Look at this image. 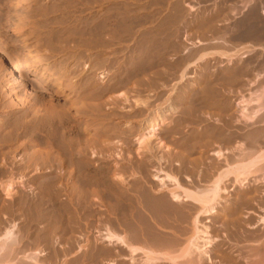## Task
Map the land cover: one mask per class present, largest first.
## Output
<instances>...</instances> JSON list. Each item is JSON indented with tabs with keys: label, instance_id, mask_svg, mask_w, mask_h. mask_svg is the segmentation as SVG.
Listing matches in <instances>:
<instances>
[{
	"label": "rangeland",
	"instance_id": "1",
	"mask_svg": "<svg viewBox=\"0 0 264 264\" xmlns=\"http://www.w3.org/2000/svg\"><path fill=\"white\" fill-rule=\"evenodd\" d=\"M36 1L37 0H0V83L2 82L0 84V96H2V98L0 97V102H1L0 128L2 127L0 131V154H1L0 163L2 162L1 164L2 166L0 165L2 167L0 168V225H1L0 234L5 229H8V227L10 228V226H14L13 227L14 233H17L19 238H21L22 240L20 242V247H21L20 249L22 250L25 249L24 250L25 253L37 252L43 255L38 257L39 264H80V262H82L83 260H86L85 262L87 261L91 262L92 260L91 262L92 264H112V263L130 264L128 252L123 250L121 247L110 248L112 249V251H115V253L111 255V258L109 257L106 259H102L101 257H99L98 253L100 251H104L108 249L109 247L107 246L106 243L101 242L99 239H97L98 237L96 236H98L99 232H103L104 230H106V228L113 230L119 235H122L126 233L125 231L127 230L131 231L132 226L136 227L139 225V223H136L137 221L139 222V217L135 211H133L130 214V216L127 213L129 217L127 216L125 218L124 216L121 215V213L118 212V207L116 206V203L118 201V196H115L114 194L119 195L118 193L120 192V189L123 188V186H121L122 184L120 183L119 185V183L117 182L118 175H121L126 180H129L127 183V187L135 192L133 193L135 194V198L137 199V197H139V195L144 192V187L148 186L147 183H146L147 185H145L144 183L145 173L147 175L154 174L150 172H151V168H154L156 164L154 162L148 163L147 159H149L150 156L148 155L145 157L143 154L140 155L136 153V148H137L136 138L138 137L137 135L140 132L143 124L142 119L145 117V115L149 113V110L156 107V104L157 106H160L159 104L164 101V99L167 97L168 94L170 96L172 92L174 94L175 91L177 92L184 90L185 87H189L192 83L194 84V82H196L197 79L199 80L201 76H203V74L206 73L204 76H206L207 78L210 77L209 82L210 83L212 82L211 85L214 88L213 89L214 92L217 93L223 92L222 96L225 98L224 104L225 106L227 105V108L229 109L225 113V114H229V118H227V120H229L228 122L233 123L234 120L236 119L240 120L241 117L239 114V109L236 106V104L239 101H241V99L242 100L247 99L250 93L257 90L258 89L257 87H260L261 85L264 84V80H263L264 74H259L262 71L264 72V17L262 16L257 17L258 13L260 12V9L263 7L262 5L264 4V0H253L255 5L249 6V4H247L246 7L244 6L246 0H58V1L38 0L37 2ZM260 3L261 5H259ZM259 6L262 7L259 8ZM253 13L255 14V16L253 15ZM237 23L239 26L237 25ZM241 23L245 26L252 27L250 29H254L253 31L256 30L258 33L257 36H251V38L246 37L248 40L246 38H242L240 33H238L239 28L240 29L243 28V25ZM256 23H258L259 25L258 24L256 25ZM257 26L259 27V29ZM230 27L232 28L237 27L236 28L237 31L235 29L231 31ZM228 31L230 33H228ZM223 32L225 34L227 32V34L230 35L228 36L226 34L224 36ZM223 38L225 39L224 42H226V44H223L224 43L222 41ZM77 41H78V45H77ZM195 43L197 44L194 46ZM57 46L59 47L62 46L63 48L58 47L57 49ZM71 46L73 47L71 48ZM191 47L193 48V50L195 49V51H196L195 47H197V51L199 53H201L203 50V53L207 52L208 55L210 56L214 55L215 57L213 58L211 57L210 60L207 59L206 60L207 62H205L206 65H204V62L203 63L201 62V64L200 63L195 64L194 65L195 68L191 67L190 71L188 70L189 72L188 75L190 77L193 76L192 79H188L185 82L186 85L178 84V86L181 87L179 88L178 86L176 87L177 85L176 81L178 79L177 73H179L178 72L179 68L178 67L174 68L173 66L177 64L178 61L184 60L183 58L186 57L187 51L188 52L189 50L193 51L191 50L192 49ZM65 48L67 51L65 50ZM74 48L76 49L74 50ZM75 51H77L76 54H74ZM236 51H239L238 55L234 53ZM214 52L216 54H214ZM244 52L245 53L247 52L246 54L247 57L240 60L241 58L240 59L238 58L240 57L239 54L241 55ZM58 53L61 55H58ZM217 53L218 56H216ZM222 53H224V55L226 54V56L229 57H231L234 54V58L236 59H233L234 61L221 59L223 55ZM231 53L233 54L231 55ZM219 54L221 55L220 58H218ZM74 57L76 59H74ZM61 59L63 63L61 62ZM76 60L78 61L76 62ZM191 60L193 61V59ZM191 60L188 62H192ZM54 62H56L55 65ZM173 62H175V64H173ZM75 63L77 64L75 65ZM63 64H65L66 66ZM70 64L72 65V67H70L71 66ZM89 65L92 69L89 67ZM98 65L100 66L98 67ZM252 66L255 67H253L252 69L251 68ZM56 67L61 70L59 69L55 70ZM163 67L164 69L165 67H167L166 68L167 71L166 69L165 70L161 69ZM47 69L49 72L47 71ZM175 69L176 71L177 70L178 71L176 72ZM162 71H164L166 74L161 73ZM56 75H59V77ZM79 75L82 76L80 77ZM261 75L262 77H259ZM75 76L79 80L75 78ZM98 76H103L104 79L97 80L96 77ZM55 78L57 80H54ZM86 78H88L90 81ZM66 79L69 81H67ZM166 79L169 81H166ZM58 80L63 84L62 85L60 83V87L56 85V81ZM96 80L100 82H97ZM160 80L162 83L160 82ZM260 81H261V85H260ZM117 82L118 84H116ZM91 83L94 85L93 88L90 86ZM66 84H71V85H68L69 87H67ZM80 84L82 85V87ZM87 86L89 88H87ZM110 86L112 87L111 89L113 90H110V92H107L105 94L104 89L110 88ZM173 86L176 87V90L174 91L172 90L174 89ZM203 86L204 85L202 84L201 87ZM94 87L95 88L98 87V88L95 89ZM39 88L40 90L42 88V90L40 91ZM76 88L78 89V91ZM199 88L200 87L198 88L195 87V90ZM91 89H93L92 90L93 94L91 92ZM94 91L96 92V94L94 93ZM120 92L122 94L125 93L126 97L128 98L127 105L123 104L121 101L119 103H116L117 105L111 104L110 101H114L113 99L116 100L120 98V96L118 95ZM77 93L79 94V96L81 95L80 96L81 98L77 96L78 95ZM109 96L110 97L112 96L111 97L112 100L110 99ZM172 96L173 95H171V97ZM107 97L109 98L110 101L108 100ZM105 98L107 100H105ZM15 99L16 100L19 99L17 101H19L20 103L23 100L22 104L25 105H19V106L16 105ZM20 99L22 100L20 101ZM92 100L94 102H92ZM99 100L102 102H100ZM135 100H140L147 103L146 104L147 107L145 109L146 111L144 109L134 110ZM172 100H174V98ZM3 101L4 104H2ZM68 101H70L71 103H69ZM9 102L12 103L11 106H9L10 108L7 107L8 105H10ZM34 102L35 103L37 102L36 105H34L35 104ZM6 103L8 104L7 106ZM13 103L15 104V106H13L14 105ZM50 103L56 106L58 105L59 107L63 106L62 107L63 109L67 108L68 106L70 108L72 105L73 107L75 106L74 108L72 107L74 110L67 108L68 110L67 122L69 123L61 125V127L63 128H61L54 122L51 123L50 120H48L47 115L50 113H48L46 109L44 110V108L50 106L51 105ZM76 103H78L79 105ZM85 103L87 104L89 103V104L85 105ZM96 103L97 105L94 106V104ZM191 104L195 105L194 103ZM29 105L33 107L34 112H36L37 110L39 111V112L37 111L39 113V117L38 115L35 116L36 118L34 117V115L37 114V112L33 113V110L32 108H30ZM76 105H78L79 107L84 105V107L86 106L85 108L87 109H91L92 107H95L96 109L100 108V110L98 109L96 110L94 108L93 113L92 110L91 113H89L85 109H83L82 113L78 114L79 112H81L82 108L84 107L79 108ZM18 107L20 108L18 109ZM76 107H78V109ZM12 108H14V110ZM251 108H254V106H252ZM28 109L31 110V112ZM27 111L32 113L31 115L34 114L33 117L35 118L36 121L33 120V117L31 118L29 112L28 113L30 117L28 116ZM42 112L43 113L47 112V115L46 113L43 114ZM99 112L100 114H102L101 116ZM209 112L212 113L213 111L209 110ZM95 113L97 115L99 114V116H97ZM24 114H26V116L29 117V119L31 120L25 118ZM72 114L74 115L72 116ZM45 115L47 116V118L46 117L45 118L49 122L44 117L41 118V116H45ZM95 115L97 118H95ZM23 117L25 120L28 119L26 120L27 122L23 119ZM83 117L84 119H82ZM174 117L176 116L174 115ZM174 117H173L174 120L172 119V117L167 118L168 120L163 125L164 128L163 126L161 127L162 132H160V135L158 136L165 142L167 146L170 147L168 149H173L170 150L171 153H175V151L178 150L176 144L178 145L180 141H183L187 137L188 133H191L193 131L192 128L195 127L193 128L194 131L192 132L194 140H196V138L197 140L199 139L201 141V144L198 147L196 146V148H198L197 149L198 151L194 149L195 151H192V154L191 153L189 154L190 156L188 155V159L190 160H192L193 158L198 159L197 156L201 155L202 156V157L200 156L202 158L200 160L201 164H203L204 162V165H206L209 164L211 161H212L211 163L216 162L214 160L215 157L212 154L217 150L224 151V153L230 151L228 155L225 154L226 157H230L232 155V152L230 150L231 147L229 146L234 145V143L232 144L229 143L230 145L228 146V144L221 143L220 140H215L217 142H214L212 146L210 145V147L208 146L207 148L205 145V148L203 147L204 144L206 143V140H208L209 138L208 133L210 134L209 132L210 129L217 127V123L215 119L221 120L223 117L221 116L218 117V115H217L218 118H214L216 117V115H213L212 118L204 116L206 117V118L203 117L204 120L205 121L207 120L206 123H193L191 126H189V128L186 126L188 124L187 119H186L187 121L185 120V118L181 119L182 121L181 126L183 124L184 126L179 128V126H177L179 125L178 124L179 118L177 117L174 118ZM18 118L20 119V121L22 120V122H24L23 124L35 122L36 125L38 121H40L38 124L40 126L42 124V126L41 127L39 126V128H37L36 126H38V124L36 126L30 125L29 127H31V129L34 127L38 130L36 131V129H33L35 132L33 131L32 133V130L27 126V128L30 129L31 132L25 131L26 127L21 128L20 121H19L20 123L19 122L16 123V121L19 120ZM37 118H39L38 121ZM71 119H73L75 122ZM242 119L243 118H241L239 122H243V123L245 122V124L247 125L250 124L248 123L249 121ZM41 120L43 121V123L41 122ZM70 120H71V124H70ZM92 120L94 121L95 125L91 124L93 123ZM85 121L87 123L89 122L88 123L89 125L85 123ZM172 121L173 122L175 121L176 123L174 124ZM167 122H171V123H167ZM48 123H50L51 125L48 126L49 125ZM9 125L10 126L12 125L11 129ZM15 125L20 127H18L16 130ZM52 125L53 127H51ZM80 125L82 129L80 128ZM231 125L233 126V124ZM47 126L50 128H48ZM57 126L59 130L57 129ZM263 126L264 123L262 124L257 123L256 125V127L258 128ZM67 127H69L70 129ZM83 127H85V129ZM170 128L173 129L169 130ZM42 129L43 130L45 129L44 131L47 130L46 133L48 134L42 132L43 131ZM78 129L79 132L77 133ZM178 129L180 130L177 131ZM242 129L244 130L245 133H248V129L244 127ZM2 130L3 131L6 130L8 133H6L5 131L2 133ZM40 130H42L41 131L42 135L40 134L41 136L39 135ZM103 130L104 131L106 130V132L103 133L104 132ZM60 131L61 132L65 131L62 132L63 134L64 133L65 134L63 135ZM171 132L172 135H174L172 137L170 134ZM168 133L170 134V137L172 139H170ZM194 133L198 134V135L195 134L197 137L194 135ZM107 134L110 136H108ZM68 135L70 136L67 137ZM200 135H202L203 137H201ZM38 136L42 141L39 140ZM57 136L61 137L60 139L62 140L60 141L59 137ZM98 136H100L102 140H100V137ZM198 136H200L201 138H199ZM49 137L51 138L49 139ZM54 137L56 138L54 139ZM92 137L94 138V140H92ZM97 137L100 141H102V142L99 141L100 145H97L99 143L96 142L98 140ZM77 138L78 139L81 138L82 140L81 139L78 140ZM76 139L78 141H82L83 143L84 142L87 143L88 147L91 146L90 148H88V150L91 149L89 152L87 150V146L83 145L82 147V149H84V147L86 148L83 150L84 153L86 151V153L83 155H85L84 157L88 156L87 157L88 161L85 160L86 158L83 159L81 158L77 160L70 158L69 155L70 151L71 150L75 151L78 149L75 148L76 147L75 144L73 147L70 145L71 146L70 147L68 143L69 142L71 143V141L75 142L77 141ZM83 139L86 140L83 141ZM103 139L104 141L107 140L108 142L105 141L104 143ZM49 140H52V142ZM56 140H58L57 142H59V144L56 143ZM39 141H41L40 142L41 144L39 143ZM53 141H55L56 144ZM190 141L193 142V140ZM5 142L7 144H5ZM62 142H66V143L68 142V143L64 144ZM116 142L118 143L116 144ZM94 143L96 144L94 145ZM101 143L102 144L108 143L107 145H110V143H112L111 145L114 148L113 149L111 148V150H113V152H116V154L118 153L116 150L121 149L120 150L122 152L121 160L119 159L117 160L116 158H107V156H105L108 154L107 151L105 152L103 151L104 150L103 147H105V145L102 146ZM172 143H174V145ZM119 144H121L122 146L121 147L118 146ZM64 145L66 146L67 149L66 151ZM53 146H55V148ZM57 146L58 147L61 146L62 149H64L63 151L64 154L62 153V150L60 151L61 147L56 151ZM94 146H96V148ZM37 149L39 150L42 149V152ZM49 149H51V151ZM33 150L36 152L39 151L41 153L40 154H38L39 152L34 153ZM44 150L46 152L49 151V154L52 152L51 154L55 155V157L53 158L51 155L49 154L46 155L45 153L47 157L51 156L52 158L48 157L49 158L48 161H43V163H41L40 160L36 158H39L40 156L46 157L43 153ZM263 150L264 149H262V151ZM92 151L94 153H96L97 151L95 155L98 156H96V158H91L90 160L89 158L93 155ZM200 151H202V153ZM30 152H32V154ZM33 153L35 154L34 157H36L37 156L36 154H38V156L34 159L32 158V155H34ZM89 153L91 156L89 155ZM3 154H7V155H3ZM2 155L4 159L2 158ZM59 156L63 157V159L60 158ZM166 157L167 159L172 158L171 156L168 155ZM5 158L7 162L3 161L5 160ZM55 158L58 159L55 160ZM30 159H32L33 161H31ZM38 161L40 164L38 163ZM55 161H58L57 166L60 164L59 168L61 170H59V168L56 166ZM145 161L147 162V164ZM66 162H70V163H66ZM3 163L6 164L4 165ZM26 163H28V165ZM144 163L145 166L146 165L148 166V167L146 166V169L144 168L145 167ZM35 164L36 165L39 164L38 166L41 165L43 167H40L38 171L34 169ZM88 164H90L89 167ZM218 164L219 165H217V169L218 167L221 166V168H219L218 170L225 168L223 165L224 163L222 161H220ZM173 165L168 166V164L165 163L162 166L164 167V171L166 172L168 171L174 174L175 176H177L180 182L182 183L183 187L193 189L194 186L203 188L204 186L208 185L207 180L198 182L196 180V172L194 171L191 174L193 183L188 182L189 180H187V177L190 175L188 174L186 175L184 173L180 174L177 167L176 166L174 167ZM9 166L11 167V169ZM21 166L23 167L28 166V167L27 169L26 167L23 168L26 170H21L22 169ZM31 166L33 167L31 168ZM55 167L58 169V171L55 170L56 169ZM74 167H76V171L78 172L75 171ZM41 168H43V170ZM50 168H52L51 171ZM64 168L65 169L67 168L68 171L67 169L65 170ZM70 168L72 169L74 168L73 172H71L72 170L71 171L69 170ZM149 168H150V172H148ZM80 169L81 170L83 169L85 172L83 170L81 171ZM203 169L204 166L202 165L198 170H203ZM145 170H147L148 173ZM173 171H175L176 173ZM68 173L69 174L71 173L72 175L69 176ZM260 178H264V174L263 175L256 174L255 179H257V181H259L260 183L254 182L255 183L254 184L252 181H250L252 182L249 183L250 186L246 185L245 188L243 189L239 187H234L231 181L232 179H229L225 187L226 192L219 193V199L217 202L219 203L220 207H218L217 209V214L210 216L208 218L201 219L202 223L203 222L205 223V221L208 222L206 225L209 227V230L211 229L210 235L214 240V245L209 253L211 260L209 262L204 261L202 264H264V224H263L264 223V179L260 181L259 180ZM73 183L74 185H76L75 192H72L73 188L75 187L73 186ZM7 184H13L12 190L9 193H7L5 190V185ZM119 187L121 188L119 189ZM77 188L78 189L81 188L82 190H84L81 191V189H79L82 192V194L80 192L81 194L80 197L79 194L77 193L78 192ZM116 188L117 191L119 192H115ZM92 190L96 192L95 194L92 193L90 195L89 192ZM72 193H77L75 194L77 195V198ZM74 198L77 202L74 200ZM135 198L132 199L133 204L135 202L134 201ZM77 199H79V201ZM81 200L84 202H82ZM81 203L84 204L81 205ZM111 203L114 205H112ZM75 204H78L77 205L78 207ZM111 206L112 207L114 206L115 209L113 210ZM227 207L230 209L229 212L231 213L229 214L230 215L229 220L230 222L237 224L236 225L237 230H235L236 228L232 229V227L231 229H229L228 228L229 225H226L225 223L226 221L224 222V220L226 219L223 217V215H224V210ZM109 212L110 213L112 212L111 215ZM142 215L144 217V213H142ZM126 221L129 222L126 223ZM134 223L137 225H135ZM155 229H157L155 231L157 232L159 231V233L161 231H162L161 233L165 232L160 228L158 229L155 227ZM136 256L134 257L136 259V262L134 264H141L140 260L138 262V259L142 255L137 254ZM23 260L26 261V262L23 261L25 264H29V261L25 259ZM88 262L87 264H91ZM5 264H9V263H5Z\"/></svg>",
	"mask_w": 264,
	"mask_h": 264
},
{
	"label": "bare ground",
	"instance_id": "2",
	"mask_svg": "<svg viewBox=\"0 0 264 264\" xmlns=\"http://www.w3.org/2000/svg\"><path fill=\"white\" fill-rule=\"evenodd\" d=\"M38 1V0H37ZM36 1V2H37ZM58 1V0H57ZM8 2V1H7ZM20 2V1H19ZM25 2V1H24ZM79 2V1H78ZM261 2V1H260ZM6 4V3H5ZM247 4H249V6H251V5H255V3L253 2V0H246L245 1V3H244V6L246 7V5ZM259 5H261V3L259 4ZM263 6V7H262ZM262 6H259V8L260 7H262L261 9H260V12L258 13V15H257V17L258 16H262V17H264V4L262 5ZM257 7V6H256ZM191 8V7H190ZM258 8V7H257ZM192 9V8H191ZM62 10V9H61ZM65 10V9H64ZM254 10H256V9H254ZM51 12V11H50ZM174 14V13H173ZM40 15V14H39ZM66 15V14H65ZM69 15V14H68ZM253 15L255 16V14L253 13ZM253 16V17H254ZM43 17V16H42ZM94 17V16H93ZM62 19V18H61ZM79 20V19H78ZM94 20V19H93ZM70 23V22H69ZM174 23V22H173ZM240 23V22H239ZM78 24V23H77ZM242 24V23H241ZM251 24V23H250ZM249 24V25H250ZM258 23H256V25H257ZM261 24V23H260ZM237 25H238V23H237ZM243 25V24H242ZM255 25V24H254ZM259 25V24H258ZM239 26V25H238ZM237 26V27H238ZM241 26V25H240ZM187 27V26H186ZM236 27V28H237ZM258 27V26H257ZM51 28V27H50ZM73 28V27H72ZM94 28V27H93ZM182 28V27H181ZM231 28V31H233L234 29L236 30V28H232V27H230ZM250 28H252V27H250V26H245V25H243V28H239V32L238 33H240V35L242 36V38H246V37H249V38H251V36H257V31L255 30V31H253L254 29H250ZM255 28V27H254ZM71 29V28H70ZM90 29V28H89ZM108 29V28H107ZM258 29H259V27H258ZM262 29V28H261ZM81 31V30H80ZM237 31V30H236ZM261 31V30H260ZM78 32V31H77ZM85 32V31H84ZM99 32V31H98ZM235 32V31H234ZM80 33H82V32H80ZM173 33V32H172ZM224 33V32H223ZM228 33H230L229 31H228ZM76 34H78V33H76ZM88 34V33H87ZM180 34V33H179ZM226 34H227V32H226ZM225 33L223 34L224 36L226 35ZM232 34V33H231ZM56 35H57V33H56ZM85 35V34H84ZM130 35V34H129ZM173 35V34H172ZM220 35H222V34H220ZM228 35V34H227ZM230 35V34H229ZM228 35V36H229ZM59 36V35H58ZM64 36V35H63ZM80 36V35H79ZM82 36V35H81ZM106 36V35H105ZM240 36V37H241ZM259 36V35H258ZM76 37V36H75ZM85 37V36H84ZM120 37V36H119ZM174 37V36H173ZM239 37V38H240ZM63 38H65V37H63ZM77 38V37H76ZM106 38V37H105ZM237 38V37H236ZM162 39V38H161ZM172 39V38H171ZM228 39V38H227ZM241 39V38H240ZM247 39V38H246ZM254 39V38H253ZM53 40V39H52ZM73 40V39H72ZM103 40H106V39H103ZM163 40V39H162ZM219 40V39H218ZM224 38H223V42H224ZM248 40V39H247ZM227 41V40H226ZM251 41H252V39H251ZM255 41V40H254ZM253 41V42H254ZM257 41H258V38H257ZM58 42V41H57ZM61 42V41H60ZM131 42V41H130ZM222 42V43H223ZM69 43V42H68ZM72 43V42H71ZM173 43V42H172ZM86 44V43H85ZM112 44V43H111ZM170 44V43H169ZM197 43H195L194 44V46L196 45ZM218 44H221V43H218ZM223 44H226V42H224ZM222 44V45H223ZM15 45V44H14ZM57 45V44H56ZM77 45H78V41H77ZM199 45H200V43H199ZM201 45H202V43H201ZM221 45V46H222ZM111 46V45H110ZM165 46V45H164ZM174 46V45H173ZM172 46V47H173ZM175 46H176V44H175ZM178 46V45H177ZM194 46H193V48H194ZM58 47L59 46H57V49H58ZM61 48H63L62 46H60ZM59 47V48H60ZM65 47V46H64ZM73 46H71V48H72ZM77 47V46H76ZM80 47V46H79ZM84 47V46H83ZM182 47V46H181ZM198 47V46H197ZM197 47H195L196 48V51H195V49L193 50V48L191 49V50H193V51H190L189 49V52L187 51V53H186V57H184L183 59L184 60H182V61H178L177 62V64H175V62H173V64H175L173 67L174 68H176V67H178L179 68V73H177V76H178V79H177V81H176V84H173V85H176V87L178 86V84H185V82L188 80V79H192V77H190L189 75H188V70L190 71V69H191V67H194V65L195 64H198V63H200L201 64V62L203 63L204 62V65H206L205 64V62H207L206 60L207 59H211V57L213 58V57H215L214 55H212V56H210V55H208V53L206 52V53H203V50H202V52L201 53H199L198 51H197ZM199 47H202V46H199ZM207 47V46H206ZM223 47V46H222ZM82 48V47H81ZM76 48H74V50H75ZM80 49V48H79ZM127 49V48H126ZM173 49V48H172ZM171 49V50H172ZM176 49V48H175ZM174 49V50H175ZM202 49H205V48H202ZM60 50V49H59ZM65 50H66V48H65ZM69 50H70V47H69ZM82 50V49H81ZM163 50V49H162ZM169 50V49H168ZM184 50V49H183ZM187 50V49H186ZM199 50V49H198ZM63 51H64V49H63ZM67 51V50H66ZM161 51V50H160ZM179 51V50H178ZM177 51V52H178ZM57 52H58V50H57ZM61 52V51H60ZM76 52L77 51H75L74 52V54H76ZM89 52V51H88ZM172 52V51H171ZM212 52V51H211ZM218 52V51H217ZM238 52L239 51H236V52H234L236 55H238ZM55 53V52H54ZM63 53V52H62ZM73 53V52H72ZM82 53V52H81ZM93 53V52H92ZM125 53V52H124ZM185 53H184V56H185ZM199 53V54H198ZM219 53V52H218ZM218 53H217V55L216 56H218ZM221 53V52H220ZM245 53V52H244ZM239 54V56L240 57H238L240 60H242V59H244V58H246L247 57V52L245 53V54ZM70 54V53H69ZM133 54V53H132ZM142 54V53H141ZM211 54H213V53H211ZM214 54H216L215 52H214ZM223 55H222V57H221V55L219 54V57L218 58H220L221 57V59H225V60H228V61H232L233 59H236V58H234V54L233 53H231V55L233 56H231V57H229V56H226V54L224 55V53H222ZM58 55H61V54H59L58 53ZM80 55V54H79ZM92 55V54H91ZM134 55V54H133ZM229 55V54H228ZM235 55V56H236ZM71 56V55H70ZM77 56H78V54H77ZM83 56H84V54H83ZM137 56V55H136ZM149 56V55H148ZM162 56V55H161ZM67 57H68V55H67ZM72 57V56H71ZM89 57V56H88ZM139 57V56H138ZM55 58V57H54ZM79 58V57H78ZM84 58V57H83ZM95 58V57H94ZM111 58V57H110ZM70 59V58H69ZM74 59H76L75 57H74ZM191 59H193V61L191 60ZM64 60V59H63ZM80 60V59H79ZM181 60V59H180ZM192 61V62H188V61ZM240 60H237V61H240ZM78 60H76V62H77ZM82 61H84V60H82ZM90 61H91V58H90ZM141 61V60H140ZM176 61V60H175ZM234 61V60H233ZM40 62V61H39ZM61 62H62V59H61ZM67 62V61H66ZM70 62V61H69ZM81 62V61H80ZM80 62H78V63H80ZM138 62V61H137ZM158 62H160V61H158ZM163 62H164V60H163ZM43 63H45V62H43ZM63 63V62H62ZM102 63V62H101ZM152 63V62H151ZM56 64V62H54V65ZM69 64V63H68ZM72 64V63H71ZM70 64V65H71ZM74 64V63H73ZM77 63H75V65H76ZM83 64H84V62H83ZM154 64V63H153ZM158 64V63H157ZM160 64V63H159ZM163 64H165V63H163ZM162 64V65H163ZM172 64V63H171ZM63 65H65V64H63ZM62 65V66H63ZM74 65V66H75ZM80 65V64H79ZM106 65V64H105ZM129 65V64H128ZM162 65H160V66H162ZM58 66V65H57ZM60 66V65H59ZM66 66V65H65ZM68 66V65H67ZM81 66V65H80ZM83 66V65H82ZM93 66V65H92ZM95 66V65H94ZM100 65H98V67H99ZM102 66V65H101ZM139 66V65H138ZM169 66H171V65H169ZM257 66V65H256ZM42 67V66H41ZM53 67V66H52ZM70 67H72V65L70 66ZM76 67V66H75ZM89 67H90V65H89ZM88 67V68H89ZM111 67V66H110ZM141 67V66H140ZM168 67V66H167ZM167 67H165V69L167 68ZM181 67V68H180ZM253 67H255V66H252L251 68L253 69ZM69 68V67H68ZM84 68H85V66H84ZM87 68V67H86ZM91 68V67H90ZM118 68V67H117ZM121 68V67H120ZM144 68V67H143ZM146 68V67H145ZM174 68H172V69H174ZM195 68V67H194ZM197 68V67H196ZM210 68V67H209ZM56 69H59V68H55V70ZM71 69V68H70ZM73 69V68H72ZM77 69V68H76ZM80 69V68H79ZM82 69V68H81ZM92 69V68H91ZM95 69V68H94ZM139 69H141V68H139ZM161 69H164V67L163 68H161ZM164 69V70H165ZM171 69V70H172ZM201 69V68H200ZM52 70H53V68H52ZM59 70H61V69H59ZM63 70V69H62ZM75 70V69H74ZM85 70V69H84ZM88 70H90V69H88ZM119 70V69H118ZM170 70V71H171ZM47 71H48V69H47ZM67 71V70H66ZM71 71H73V70H71ZM79 71V70H78ZM77 71V72H78ZM93 71V70H92ZM110 71V70H109ZM123 71V70H122ZM144 71V70H143ZM146 71V70H145ZM166 71H167V69H166ZM175 71H176V69H175ZM176 71V72H177ZM49 72V71H48ZM58 72V71H57ZM82 72H83V70H82ZM128 72V71H127ZM139 72V71H138ZM263 72V71H262ZM259 73V74H264V72L263 73ZM44 73V72H43ZM54 73V72H53ZM72 73V72H71ZM71 73H69V74H71ZM79 73V72H78ZM78 73H76V74H78ZM87 73V72H86ZM91 73H93V72H91ZM107 73V72H106ZM141 73H142V71H141ZM140 73V74H141ZM161 73H164V74H166L164 71H162ZM172 73V72H171ZM255 73V72H254ZM55 74V73H54ZM63 74V73H62ZM68 74V75H69ZM73 74V73H72ZM83 74V73H82ZM108 74V73H107ZM119 74V73H118ZM128 74V73H127ZM164 74H163V76H164ZM206 74V73H205ZM205 74H203V76H201V78L198 80L197 79V81L196 82H194V84L192 83L189 87H185V89L184 90H182V91H175L174 92V94H173V92H172V94L171 95H173L172 97H171V95L169 96V94L167 95V97L164 99V101L162 102V103H160L159 105L160 106H157V104H156V107H154L153 109H151V110H149V113L147 114V113H145V114H147V115H145V117L142 119V122H143V124H142V127H141V130H140V132L138 133V137L136 138V144H137V148H136V153L137 154H140V155H144L145 157L146 156H150L149 157V159H147L148 160V163H152V162H154L155 164H156V166L154 167V168H151V172H150V168H149V170H148V172H150V173H154V174H146L145 173V175H144V183H145V185H147L148 184V189H147V187H144V192L142 193V194H140L139 195V197H137V199L135 198V192L134 191H132V190H130L128 187H127V183H128V181L129 180H126L123 176H121V175H118L117 176V182L119 183V185H120V183L122 184L121 186H123V188L122 189H120L121 187H119V189H120V192L119 191H117V188H116V190H115V192H119L118 194L119 195H116V194H114L115 196H118V201L117 200H115V201H117V203H116V206L118 207V212L119 213H121V215L122 216H124V218L125 217H127L128 215L130 216V214L133 212V211H135L136 213H137V215H138V217H139V222L137 221L136 223H139V225L138 226H132V229H131V231H125L126 233H124V234H122V235H119V234H117L116 232H114L113 230H111V229H108V228H106V230H104L103 232H99L98 233V236H96V237H98L97 239H99L101 242H104V243H106L107 244V246L109 247L108 249H106V250H104V251H100L99 253H98V255H99V257H101L102 259H106V258H111V255H113L114 253H115V251H112V249H110V248H114V247H121L123 250H125L126 252H128V255H129V261H130V264H134L135 262H136V259L134 258L137 254L139 255V254H141L142 256L138 259V262H139V260H140V263L141 264H202L204 261H206V262H209L211 259H210V256H209V253H210V251H211V249H212V247H213V245H214V240L212 239V237H211V235H210V230H209V227L206 225L208 222H206L205 221V223L203 222L202 223V221H201V219H203V218H208V217H210V216H213V215H215V214H217V209H218V207H220L219 206V203L217 202L218 201V199H219V193L220 192H226V190H225V187H226V184H227V182L229 181V179H232L231 181H232V183H233V186L234 187H239V188H245V186L246 185H248V186H250V184L249 183H254V182H259V181H257V179H255V177H256V174H259V175H263L264 174V150L262 151V149H264V126L263 127H256V125H257V123H264V84L263 85H261V81H260V85H258V86H260V87H257L258 89L257 90H255V91H253L252 93H250L249 94V97L247 98V99H241V101H239L237 104H236V106L238 107V109H239V114H240V117L241 118H243L242 120H246V121H249L248 123H250V124H245V122L243 123V122H239L240 120H241V118H240V120H238V119H236V120H234V122L232 123H229L228 121L229 120H227V118H229V114H225L226 113V111L227 110H229L228 108H227V105L225 106V104H224V100H225V98L222 96L223 94V92L222 93H220V92H214V88H213V86L211 85V83L209 82V78L210 77H206V76H204ZM109 75V74H108ZM168 75V74H167ZM169 75H170V73H169ZM254 75H256V74H254ZM56 76H58L59 77V75H56ZM64 76H65V74H64ZM70 76H72V75H70ZM80 76V75H79ZM82 76V75H81ZM80 76V77H81ZM158 76V75H157ZM172 76V75H171ZM208 76V75H207ZM69 77V76H68ZM86 77V76H85ZM90 77V76H89ZM95 77V76H94ZM93 77V78H94ZM126 77V76H125ZM146 77V76H145ZM165 77H167V76H165ZM170 77V76H169ZM259 77H262V75L261 76H259ZM60 78H61V76H60ZM74 78V77H73ZM75 78H77L76 76H75ZM91 78V77H90ZM97 78V80H102V79H104V77L103 76H98V77H96ZM53 79V78H52ZM68 79V78H67ZM66 79V80H67ZM78 79V78H77ZM86 79H88V78H86ZM92 79V78H91ZM124 79H126V78H124ZM160 79V78H159ZM165 79V78H164ZM168 79V78H167ZM166 79V81H169V80H167ZM173 79V78H172ZM195 79V78H194ZM41 80V79H40ZM54 80H57L56 78L54 79ZM79 80V79H78ZM89 80V79H88ZM96 80V81H97ZM163 80V79H162ZM212 80V79H211ZM257 80V79H256ZM264 80V79H263ZM262 80V81H263ZM51 81V80H50ZM65 81V80H64ZM67 81H69V80H67ZM74 81V80H73ZM81 81V80H80ZM90 81V80H89ZM94 81H95V79H94ZM165 81V80H164ZM84 82V81H83ZM97 82H100V81H97ZM104 82V81H103ZM102 82V83H103ZM127 82H128V79H127ZM160 82H161V80H160ZM2 83V82H1ZM0 83V84H1ZM60 83L61 82H59V80L58 81H56V85L58 86V87H60ZM66 83V82H65ZM78 83V82H77ZM89 83V82H88ZM93 83H95V82H93ZM122 83V82H121ZM162 83V82H161ZM259 83V82H258ZM39 84V83H38ZM52 84V83H51ZM62 84V83H61ZM72 84V83H71ZM71 84H66L67 85V87H69L68 85H71ZM98 84V83H97ZM116 84H118V82L116 83ZM123 84V83H122ZM121 84V85H122ZM204 85L203 87H201V85ZM214 84V83H213ZM53 85V84H52ZM63 85V84H62ZM74 85V84H73ZM81 85V84H80ZM79 85V86H80ZM164 85H165V83H164ZM186 85V84H185ZM189 85V84H188ZM77 86V85H76ZM90 86L93 88V84L91 83L90 84ZM112 86V85H111ZM110 86V88H106V89H104V91H105V94L107 93V92H110V90H113V89H111L112 87ZM116 86H118V85H116ZM157 86V85H156ZM10 87V86H9ZM41 87V86H40ZM62 87V86H61ZM65 87V86H64ZM72 87V86H71ZM81 87H82V85H81ZM104 87V86H103ZM109 87V86H108ZM118 87H120V86H118ZM118 87H116V88H118ZM176 87H174L173 86V88L174 89H172L173 91L174 90H176ZM179 87V86H178ZM195 87H200L199 89H197V90H195ZM47 88V87H46ZM75 88V87H74ZM78 88V87H77ZM76 88V89H77ZM87 88H89L88 86H87ZM95 88V87H94ZM96 88H98V87H96ZM95 88V89H96ZM179 88H181V87H179ZM193 88H194V90H193ZM68 89V88H67ZM75 89V90H76ZM84 89H85V87H84ZM101 89V88H100ZM39 90H40V88H39ZM41 90H42V88H41ZM40 90V91H41ZM47 90V89H46ZM56 90V89H55ZM70 90H71V88H70ZM81 90H83V89H81ZM80 90V91H81ZM92 90L93 89H91V92H92ZM204 90V91H203ZM12 91V90H11ZM10 91V92H11ZM45 91V90H44ZM50 91V90H49ZM68 91V90H67ZM77 91H78V89H77ZM102 91V90H101ZM199 91H200V93H201V95H200V93H199ZM202 91V92H201ZM17 92V91H16ZM19 92V91H18ZM47 92V91H46ZM45 92V93H46ZM51 92V91H50ZM62 92H64V91H62ZM70 92V91H69ZM76 92V91H75ZM87 92V91H86ZM85 92V93H86ZM14 93V92H13ZM40 93V92H39ZM43 93V92H42ZM74 93V92H73ZM79 93V92H78ZM77 93V94H78ZM89 93H90V91H89ZM94 93L96 94V92L94 91ZM10 94H12V93H10ZM76 94V93H75ZM92 94H93V92H92ZM98 94V93H97ZM101 94H102V92H101ZM52 95V94H51ZM54 95V94H53ZM62 95V94H61ZM64 95V94H63ZM119 96H120V98L119 99H113L114 101H110L109 100V98H108V100L111 102V104H116V103H119L120 101L123 103V104H126L127 105V103H128V98L126 97V95H125V93L124 94H122L121 92L118 94ZM158 95V94H157ZM66 96H68V95H66ZM70 96V95H69ZM72 96V95H71ZM77 96H79V94L77 95ZM81 96V95H80ZM79 96V97H80ZM88 96V95H87ZM91 96V95H90ZM97 96H99V95H97ZM156 96V95H155ZM1 98H2V96H0ZM51 97V96H50ZM57 97V96H56ZM75 97V96H74ZM94 97V96H93ZM110 97V96H109ZM112 97V96H111ZM111 97H110V99H111ZM157 97V96H156ZM5 98H6V96H5ZM17 98V97H16ZM67 98H69V97H67ZM81 98V97H80ZM91 98V97H90ZM97 98V97H96ZM99 98V97H98ZM152 98V97H151ZM174 98V100H172ZM71 99V98H70ZM76 99H78V98H76ZM88 99V98H87ZM227 99V98H226ZM17 100H19V99H17ZM16 99H15V101H16V105H25V104H22V99H20V101H21V103L19 102V101H17ZM67 100H69V99H67ZM75 100V99H74ZM94 100H95V98H94ZM105 100H107L106 98H105ZM105 100H104V102H105ZM112 100V99H111ZM5 101H6V99H5ZM14 101V102H15ZM71 101H73V100H71ZM100 101V100H99ZM13 102V101H12ZM69 103H71L70 101H68ZM67 102V103H68ZM73 102H75V101H73ZM84 102V101H83ZM92 102H94L93 100H92ZM100 102H102V101H100ZM146 102H148V101H146ZM1 103V102H0ZM10 103V102H9ZM24 103V102H23ZM35 103V102H34ZM33 103V104H34ZM37 103V102H36ZM36 103L34 104V105H36ZM80 103V102H79ZM91 103V102H90ZM98 103V102H97ZM97 103L96 104H94V106L95 105H97ZM191 103H194L195 105H192ZM2 104H4V101H3V103ZM11 104L12 103H10V105H8L7 103H6V106L8 107V108H10L9 106H11ZM14 104V103H13ZM15 104L13 105V106H15ZM51 104V103H50ZM73 104V103H72ZM76 104H78V103H76ZM87 103H85V105H86ZM89 104V103H88ZM87 104V105H88ZM93 104V103H92ZM101 104V103H100ZM106 104H107V102H106ZM110 104V105H111ZM147 103H145L144 101H140V100H135L134 101V110H142V109H146V107H147V105H146ZM49 105V104H48ZM51 105H53V106H51ZM50 106H47V108L45 107V105H44V110L46 109L47 110V112L48 113H50V114H48L47 115V112H42L43 114H45L46 113V115L48 116V120H50V122L51 123H56L58 126H60L61 127V125H63V124H66V123H69V122H67V115H68V110H67V108H70L69 106L67 107V108H65V109H63L62 107H59L58 105V107L56 106V105H54V104H51ZM63 105V104H62ZM71 105V104H70ZM79 105V104H78ZM78 105H76V106H78ZM109 105V106H110ZM117 105V104H116ZM161 105H162V107H161ZM164 105V106H163ZM5 106V107H6ZM30 106V105H29ZM54 106H56V107H54ZM99 106V105H98ZM103 106V105H102ZM252 106H254V108H251ZM6 107V108H7ZM23 107V106H22ZM73 107V105L71 106V108L70 109H73L72 108ZM79 107V106H78ZM78 107H76L77 109H78ZM82 107H84V105H82L81 107H79V108H82ZM86 107V106H85ZM82 108V110H81V112H79L78 113V110H77V113L78 114H81L82 113V111H83V109H85L87 112H89V113H91V110H92V113H93V109L95 108V107H90L91 109H87V108ZM106 107V106H105ZM116 107V106H115ZM150 107V106H149ZM20 107H18V109H19ZM24 108V107H23ZM30 108H32V110H33V107L32 106H30ZM29 108V109H30ZM89 108V107H88ZM4 109V108H3ZM13 110H14V108H12ZM12 109H10V110H12ZM27 109V108H26ZM28 109V110H29ZM43 109V108H42ZM69 109V110H70ZM96 109V108H95ZM98 109V108H97ZM96 109V110H97ZM44 110H41V111H44ZM74 110V109H73ZM84 110V111H85ZM98 110H100V108L98 109ZM104 110V109H103ZM108 110V109H107ZM123 110V109H122ZM209 110H212L213 112L212 113H210L209 112ZM26 111V110H25ZM30 112H31V110H29ZM29 111H27V113L29 112ZM38 111V110H37ZM36 111V112H37ZM80 111V110H79ZM146 111V110H145ZM16 112H17V110H16ZM29 112V113H30ZM36 112H34V110H33V113H36ZM39 112V111H38ZM37 112V114H33L34 115V117L36 116V115H38V117H39V113ZM74 112H76V111H74ZM11 113V112H10ZM13 113V112H12ZM26 113V112H25ZM29 113H28V116H29ZM41 113V114H42ZM104 113V112H103ZM143 113V112H142ZM20 114V113H19ZM18 114V115H19ZM32 113H30V115H31ZM70 114V113H69ZM76 114V113H75ZM96 114V113H95ZM99 114H100V112H99ZM99 114L97 115V116H99ZM14 115H15V113H14ZM25 116V118H28L29 119V117H27L26 116V114H24ZM33 115H31V118L33 117ZM41 116V118L42 117H46L47 118V116ZM74 114H72V116H73ZM91 115V114H90ZM94 115V114H93ZM96 115H95V118H97L96 117ZM102 114H100V116H101ZM126 115V114H125ZM140 115V114H139ZM174 115L177 117V118H179V120H178V124L179 125H177V126H179V128L180 127H182V126H184V124L181 126V119L182 118H185V120L187 119L188 120V124L186 125L188 128H189V126H191L193 123H206V121L204 120V118H206V117H209V118H212L213 117V115H216V117H214V118H218L219 116H221V117H223L221 120L220 119H215V121H216V123H217V127L216 128H213V129H210V134L208 133V135H209V138H208V140H206V143L205 142H203V143H205L204 144V148H205V145H206V147L208 148V146L210 147V145L212 146L213 144H214V142H217V141H215V140H220L221 141V143H223V144H228V146L230 145L229 143H234V145H232V146H229V147H231L230 148V150H231V152H232V155L230 156V157H226V155L225 154H227L228 155V153H230V151L229 152H225L224 153V151H221V150H217V151H215V152H213V156L215 157V161L217 162H213V163H211L210 161V163L209 164H206V165H204V162H203V164H201V157L198 155L197 157H198V159H192V160H190V159H188V155L191 153L192 154V151H195V150H197L198 148H196V146L198 147L200 144H201V141L198 139L197 140V138H196V140H194V137H193V131H194V129L193 128H195V127H193L192 128V132L191 133H188V135H187V137L183 140V141H180L179 143H178V145L176 144V147H178V150L177 151H175V153H171L170 152V150H173V149H168V148H170L169 146H167L166 144H165V142L161 139V138H159L158 136L160 135V132H162V129H161V127L165 124V122L168 120L167 118L168 117H172V119H173V117H174ZM217 115H218V117H217ZM231 115H232V113H231ZM13 116V115H12ZM20 116H22V115H20ZM76 116V115H75ZM84 116V115H83ZM88 116V115H87ZM110 116V115H109ZM113 116V115H112ZM204 116H206V117H204ZM18 117V116H17ZM24 117H23V119H24ZM33 117V120H35V118ZM77 117H78V115H77ZM81 117V116H80ZM89 117V116H88ZM93 117V116H92ZM176 117H174V118H176ZM204 117V118H203ZM233 117V116H232ZM13 118V117H12ZM11 118V119H12ZM20 118V117H19ZM18 118V119H19ZM40 118V119H41ZM45 118V119H46ZM86 118V117H85ZM112 118V117H111ZM22 119V118H21ZM28 119H26V120H28ZM38 119L39 118H37V121H38ZM75 119V118H74ZM79 119V118H78ZM81 119V118H80ZM82 119H84V117L82 118ZM94 119V118H93ZM230 119H232V118H230ZM16 120H17V118H16ZM25 120V119H24ZM25 120V121H26ZM29 120H31V119H29ZM32 120V121H33ZM47 120V119H46ZM47 120V121H48ZM71 120H73V119H71ZM71 120H70V124H71ZM76 120V119H75ZM90 120V119H89ZM96 120V119H95ZM107 120V119H106ZM174 120V119H173ZM186 120V121H187ZM20 121V119L18 120V121H16V123H18ZM36 121V120H35ZM47 121H45V122H47ZM74 121V120H73ZM88 121V120H87ZM93 121V120H92ZM97 121H99V120H97ZM103 121V120H102ZM108 121H109V119H108ZM231 121V120H230ZM10 122V121H9ZM21 122V128H25L26 127V130L25 131H30V129H31V127H29L30 125L32 126H34L35 125V122H32V123H34V124H32V123H25V124H23L24 122H22V120L20 121ZM19 122V123H20ZM27 122V121H26ZM31 122V121H30ZM40 121H38V123H39ZM41 122L43 123V121L41 120ZM44 122V123H45ZM49 122V121H48ZM75 122V121H74ZM125 122V121H124ZM173 122V121H172ZM11 123V122H10ZM37 123V124H38ZM78 123V122H77ZM85 123H87L86 121H85ZM89 123V122H88ZM87 123V124H88ZM105 123H107V122H105ZM167 123H171V122H167ZM174 124L176 123L175 121L173 122ZM186 123V122H185ZM23 124V125H22ZM36 124V125H37ZM49 125L48 126H50L51 124L50 123H48ZM75 124V123H74ZM81 124H82V122H81ZM92 125L94 124V121H93V123H91ZM99 124V123H98ZM101 124H102V122H101ZM231 124H233V126L231 125ZM19 125V124H18ZM35 125V126H36ZM53 125H55V124H53ZM53 125L51 126V127H53ZM89 125V124H88ZM95 125V124H94ZM100 125V124H99ZM113 125V124H112ZM169 125V124H168ZM215 125V124H214ZM10 126V125H9ZM16 126V125H15ZM20 126H16V130H17V128L18 127H20ZM27 126L30 128V129H28L27 128ZM39 124H38V126H36L37 128H39ZM41 126H42V124H41ZM40 126V127H41ZM44 126H45V124H44ZM43 126V127H44ZM47 126V127H48ZM58 126H57V129H58ZM68 126V125H67ZM70 126V125H69ZM85 126V125H84ZM104 126V125H103ZM173 126V125H172ZM197 126V125H196ZM213 126V125H212ZM216 126V125H215ZM261 126V125H260ZM11 127H12V125L10 126V129H11ZM42 127V128H43ZM73 127V126H72ZM90 127H91V125H90ZM198 127V126H197ZM246 128V129H248V133H245L244 132V130L242 129V128ZM254 127V128H253ZM2 128V127H1ZM1 128H0V131H1ZM4 128V127H3ZM9 128V127H8ZM48 128H50V127H48ZM61 128H63V127H61ZM60 128V129H61ZM67 128H69V127H67ZM79 128V127H78ZM80 128L82 129V127H81V125H80ZM84 129H85V127H83ZM102 128V127H101ZM110 128V127H109ZM114 128V127H113ZM123 128V127H122ZM163 128H164V126H163ZM177 128V127H176ZM191 128V127H190ZM13 129H15V128H13ZM33 129H36V128H32L31 130H32V133H33ZM47 129V128H46ZM70 129V128H69ZM69 129H67V130H69ZM95 129V128H94ZM100 129V128H99ZM106 129V128H105ZM112 129V128H111ZM171 129H173V128H170L169 130H171ZM182 129V128H181ZM245 129V130H246ZM8 130V129H7ZM38 129H36V131H37ZM43 130V129H42ZM42 130H40V133H39V135L42 133V132H45L46 133V131H42ZM49 130V129H48ZM51 130H52V128H51ZM54 130V129H53ZM59 130V129H58ZM101 130V129H100ZM176 130V129H175ZM180 129H178L177 131H179ZM191 130V129H190ZM203 130V129H202ZM206 130H208V129H206ZM6 133H8L6 130H4ZM3 130H2V133L4 132ZM10 131V130H9ZM13 131V130H12ZM15 131V130H14ZM21 131H22V129H21ZM42 131V132H41ZM55 131V130H54ZM53 131V132H54ZM57 131V130H56ZM66 131V130H65ZM65 131H62V132H65ZM99 131V130H98ZM104 131V130H103ZM108 131V130H107ZM173 131V130H172ZM185 131V130H184ZM200 131V130H199ZM18 132V131H17ZM17 132H15V133H17ZM31 132V131H30ZM35 132V131H34ZM61 132V131H60ZM59 132V133H60ZM61 132V133H62ZM68 132V131H67ZM70 132V131H69ZM79 132V129H78V131H77V133ZM82 132V131H81ZM106 132V130L103 132V133H105ZM123 132V131H122ZM167 132V131H166ZM190 132V131H189ZM5 133V134H6ZM14 133V134H15ZM19 133H20V131H19ZM26 133V132H25ZM52 133V132H51ZM75 133V132H74ZM108 133V132H107ZM112 133V132H111ZM204 133V132H203ZM13 134V135H14ZM36 134V133H35ZM46 134H48V133H46ZM55 134H56V132H55ZM63 134V133H62ZM65 134V133H64ZM63 134V135H64ZM67 134V133H66ZM171 134V137L172 136H174V135H172V132L170 133ZM170 134L168 133V135H169V137H170ZM174 134V133H173ZM196 133H194V135H195ZM201 134V133H200ZM20 135V134H19ZM33 135V134H32ZM38 135V134H37ZM37 135H35V136H37ZM42 135V134H41ZM40 135V136H41ZM57 135H58V133H57ZM60 135V134H59ZM72 135V134H71ZM76 135V134H75ZM79 135V134H78ZM81 135V134H80ZM99 135V134H98ZM108 135V134H107ZM196 135H198V134H196ZM195 135V136H196ZM204 135V134H203ZM208 135H206V136H208ZM6 136V135H5ZM8 136H9V134H8ZM47 136V135H46ZM48 136H50V135H48ZM52 136V135H51ZM61 136V135H60ZM70 135H68L67 137H69ZM96 136V135H95ZM108 136H110V135H108ZM182 136V135H181ZM185 136V135H184ZM201 137H203L202 135H200ZM200 136H198L199 138H201ZM33 137V136H32ZM53 137V136H52ZM57 137H59V136H57ZM73 137V136H72ZM76 137V136H75ZM80 137V136H79ZM82 137V136H81ZM98 137H100V136H98ZM98 137H97V139H98ZM107 137V136H106ZM170 137V139H172ZM176 137H178V136H176ZM180 137V136H179ZM192 137H193V139H192ZM197 137V136H196ZM37 138V137H36ZM38 138H39V136H38ZM51 137H49V139H50ZM56 137H54V139H55ZM61 137H59V139H60ZM86 138V137H85ZM120 138V137H119ZM53 139V138H52ZM70 139V138H69ZM78 139V138H77ZM76 139V140H77ZM81 139V138H80ZM80 139H78V140H80ZM89 139V138H88ZM96 139V140H97ZM175 139H177V138H175ZM181 139H182V137H181ZM207 139V138H206ZM240 139V140H239ZM39 140H41L40 138H39ZM62 139H60V141H61ZM64 140V139H63ZM66 140H68V139H66ZM65 140V141H66ZM75 140V139H74ZM71 141V143L69 142H67L68 143V145L70 146H74V144H75V148H77L78 150H75V151H73V150H71L70 151V153H69V155H70V158L71 159H83V158H86L85 160H87V157L88 156H86V157H84L85 155H83V154H85L86 153V151H85V153L83 152V150L84 149H86L85 147H84V149H82V147H83V145H85V146H87V143H83L82 141ZM82 140V139H81ZM84 140H86V139H83V141ZM90 140H91V138H90ZM92 140H94V138L92 137ZM100 140H102L101 139V137H100ZM99 139L96 141V142H99L100 141ZM190 140H193V142L192 141H190ZM37 141V140H36ZM36 141H35V143H36ZM42 141V140H41ZM41 141H39V143L41 142ZM49 141H51L52 142V140H49ZM58 140H56V143H58L59 144V142H57ZM87 141H89V140H87ZM103 141H104V139H103ZM105 141H107V140H105ZM105 141H104V143H105ZM176 141V140H175ZM199 141H200V143H199ZM203 141V140H202ZM204 141H205V139H204ZM51 142H49V143H51ZM54 143H55V141H53ZM72 142H74V143H72ZM91 142V141H90ZM100 142H102V141H100ZM100 142L97 144V145H100ZM108 142V141H107ZM171 142V141H170ZM38 143V142H37ZM38 143V144H39ZM55 143V144H56ZM62 143H66V142H62ZM66 143V144H67ZM89 143V142H88ZM118 142H116V144H117ZM177 143V142H176ZM5 144H7L6 142H5ZM4 144V145H5ZM41 144V143H40ZM39 144V145H40ZM53 144V143H52ZM91 144V143H90ZM89 144V145H90ZM96 143H94V145H95ZM102 144V143H101ZM108 144V143H107ZM107 144H102V146L103 145H105V147H103V151L105 152V151H107V155H105V156H107V158H116L117 160L119 159V160H121V158H122V152L120 151L121 149H118V150H116L118 153L116 154V152H113V150H111V148L113 149L114 147H112V143H110V145H107ZM173 145H174V143H172ZM236 144V145H235ZM61 145V144H60ZM203 145V144H202ZM7 146V145H6ZM36 146V145H35ZM65 146V145H64ZM63 146V147H64ZM69 146H67V147H69ZM70 146V147H71ZM92 146H93V144H92ZM102 146H101V148H102ZM118 146H122L121 144H119ZM224 146V145H223ZM54 148H55V146H53ZM61 147V146H60ZM60 147H58L57 146V149H56V151L60 148ZM91 147V146H90ZM90 147H88L87 146V150H88V148H90ZM95 148H96V146H94ZM94 147H92V148H94ZM116 147V146H115ZM173 147V146H172ZM175 147V148H176ZM50 148H51V146H50ZM100 148V147H99ZM53 149V148H52ZM72 149H74V148H72ZM195 149V150H194ZM201 149V148H200ZM199 149V150H200ZM229 149V148H228ZM37 150H39V149H37ZM50 151H51V149H49ZM62 150V153H63V151H64V149H62V147H61V149H60V151ZM67 149H66V146H65V151H66ZM91 150V149H90ZM90 150H88V152L90 151ZM94 150V149H93ZM97 150V149H96ZM175 150V149H174ZM39 151H41L42 152V149L41 150H39ZM39 151H37V152H39ZM45 151V150H44ZM43 151V153H44V155H45V153H46V155H48L49 154V151L48 152H44ZM59 151V152H60ZM95 151V150H94ZM98 151H100V150H98ZM111 151H112V153H111ZM198 151V150H197ZM204 151V150H203ZM33 152L35 153L36 151H34L33 150ZM36 152V153H37ZM41 152H39L38 154H40ZM54 152V151H53ZM69 152V151H68ZM93 152V151H92ZM167 152V153H166ZM201 153H202V151H200ZM31 154H32V152H30ZM33 153V154H34ZM52 153V152H51ZM49 154V155H51L53 158L55 157V155H52V154ZM56 153V152H55ZM96 153H97V151H96ZM96 153H94L93 152V155L91 156L90 155V153H89V155L91 156L89 159L91 160V158H96V156H98V155H95ZM102 153V152H101ZM164 153H166V154H164ZM171 153V154H170ZM195 153V152H194ZM197 153H199V152H197ZM205 153V152H204ZM203 153V154H204ZM8 154V153H7ZM7 154H3V155H7ZM38 154H36L37 156H38ZM59 154H61V153H59ZM64 154V153H63ZM62 154V155H63ZM88 154V153H87ZM1 155V154H0ZM3 155H2V158L4 159V157H3ZM41 155H43V154H41ZM45 155V156H46ZM61 155V156H62ZM171 156L172 158L170 159V158H168L167 159V157L166 156ZM31 156V155H30ZM35 156V154L34 155H32V158L34 159V158H36V157H34ZM51 156H48V157H50V158H52ZM57 156H58V154H57ZM102 156V155H101ZM104 156V157H105ZM190 156V155H189ZM27 157V156H26ZM28 157H29V155H28ZM44 157V156H43ZM39 157V158H36V159H38V160H40V162L41 163H43V161H48L49 160V158L46 156V157ZM60 157V156H59ZM145 157H144V159H145ZM31 158V157H30ZM60 158H62L63 159V157H60ZM205 158V157H204ZM204 158H203V160H204ZM29 159V158H28ZM56 159H58V158H55V160ZM139 159V158H138ZM170 159V160H169ZM207 159V158H206ZM2 160V159H1ZM31 161H33L32 159H30ZM42 160V161H41ZM51 160V159H50ZM54 160V159H53ZM61 160V159H60ZM66 160V159H65ZM69 160V159H68ZM109 160V159H108ZM146 160V161H147ZM211 160H212V158H211ZM213 160V161H214ZM3 161H6L7 162V160H6V158H5V160H3ZM28 161V160H27ZM31 161H29V162H31ZM88 161V160H87ZM145 161V162H146ZM220 161H222L224 164V167L225 168H223V169H220V170H218L219 168H221V166L220 167H218V169H217V165H219L218 163L220 162ZM50 162V161H49ZM56 162V166H57V162L58 161H55ZM54 162V163H55ZM174 162V163H173ZM38 163H39V161H38ZM60 163H62V162H60ZM66 163H70V162H66ZM76 163V162H75ZM80 163V162H79ZM168 164V166L170 165V166H172L173 164V166L175 167H177V169H178V171L180 172V174L181 173H184V174H188V175H190V176H188L187 177V180H189L188 182H190V183H193V179H192V177H191V174H192V172L194 171V172H196V180L199 182H201V181H208V185H206V186H204L203 188H199V187H196V186H194V188L193 189H189V188H185V187H183V185H182V183L180 182V180H179V178L177 177V176H175L174 174H172V173H170V172H166V171H164V167L162 166L163 164ZM2 164V162L0 163V165ZM4 164V163H3ZM6 164V163H5ZM4 164V165H5ZM27 165H28V163H26ZM25 164V165H26ZM33 164H34V162H33ZM40 164V163H39ZM39 164H35L34 165V169H36V170H38L39 171V168L40 167H43V166H38ZM44 164H46V163H44ZM50 164V163H49ZM74 164V163H73ZM77 164H78V161H77ZM81 164V163H80ZM82 164H83V162H82ZM87 164V163H86ZM146 164H147V162H146ZM20 165V164H19ZM30 165V164H29ZM43 165V164H42ZM52 165H54V164H52ZM51 165V166H52ZM60 165V164H59ZM59 165L57 166L58 168H59ZM68 165H70V164H68ZM89 165L90 164H88V167H89ZM153 165V164H152ZM203 165L204 166V169L203 170H198L201 166ZM2 166V165H1ZM0 166V168H2ZM44 166H46V165H44ZM48 166V165H47ZM65 166V165H64ZM63 166V167H64ZM78 166V165H77ZM76 166V167H77ZM82 166V165H81ZM144 166H145V163H144ZM147 166V165H146ZM146 166L144 167L145 169H146ZM10 167V166H9ZM24 167H26V166H24ZM23 166H21V170H26L27 169V167H26V169H23L24 168ZM30 167V166H29ZM33 166H31V168H32ZM53 167V166H52ZM61 167V166H60ZM70 167V166H69ZM68 167V168H69ZM76 167H74L75 168V171H76ZM85 167V166H84ZM83 167V168H84ZM148 167V166H147ZM47 168V167H46ZM56 168V167H55ZM73 168V169H74ZM87 168V167H86ZM91 168V167H90ZM10 169H11V167H10ZM19 169V168H18ZM29 169V168H28ZM42 170H43V168H41ZM48 169V168H47ZM47 169H45V170H47ZM51 169L52 168H50V171H51ZM65 169V168H64ZM67 169V168H66ZM65 169V170H66ZM73 169L72 168H70L69 170L71 171V172H73ZM79 169V168H78ZM85 169V168H84ZM176 169V168H175ZM55 170H57L58 171V169L56 168ZM59 170H61L60 168H59ZM81 170V169H80ZM83 170V169H82ZM81 170V171H82ZM147 170H145L146 172H147ZM170 170H171V168H170ZM172 170H173V168H172ZM67 171H68V169H67ZM74 171V172H75ZM84 171V170H83ZM55 172V171H54ZM76 172H78V171H76ZM75 172V173H76ZM80 172V171H79ZM85 172V171H84ZM147 172V173H148ZM172 172V171H171ZM173 172H175V171H173ZM215 172V173H214ZM49 173V172H48ZM63 173V172H62ZM61 173V174H62ZM81 173V172H80ZM132 173V172H131ZM176 173V172H175ZM214 173V174H213ZM69 174V173H68ZM109 174V173H108ZM212 174H213V176H212ZM72 174L70 173L69 174V176H71ZM79 175V174H78ZM82 175V174H81ZM80 175V176H81ZM135 175V174H134ZM83 177V176H82ZM50 178V177H49ZM79 178V177H78ZM84 178V177H83ZM264 178H260L259 180L261 181V180H263ZM71 180V179H70ZM74 180V179H73ZM81 180H83V179H81ZM115 180V179H114ZM186 180V181H187ZM138 181V180H137ZM250 181H252V182H250ZM83 182V181H82ZM100 182V181H99ZM263 182V181H262ZM54 183V182H53ZM80 183V182H79ZM147 183V184H146ZM150 183V184H149ZM260 183V182H259ZM255 184V183H254ZM49 185V184H48ZM72 185V184H71ZM81 185V184H80ZM73 186H75L74 188H75V190H74V188H73V191L72 192H75L76 191V185H74V183H73ZM72 186V187H73ZM12 187H13V184H7V185H5V190H6V192L7 193H9L11 190H12ZM72 187H71V189H72ZM81 187V186H80ZM130 187V186H129ZM191 187H192V185H191ZM190 187V188H191ZM82 188V187H81ZM81 188H79V189H81ZM131 188V187H130ZM58 189V188H57ZM70 189V190H71ZM78 189V188H77ZM78 189V194H79V197H80V195L82 194V192L81 191H84V190H82L81 189V191ZM122 190V191H121ZM141 191V190H140ZM80 192H81V194H80ZM95 192L96 191H94V190H92V191H90L89 192V194L91 195L92 193H94L95 194ZM134 192V193H133ZM139 192V191H138ZM53 193V192H52ZM77 193H72V194H77ZM137 193V192H136ZM85 194V193H84ZM111 194V193H110ZM109 194V195H110ZM138 194V193H137ZM69 196V195H68ZM72 196V195H71ZM76 196V198H77V195H75ZM113 196V195H112ZM74 197V196H73ZM82 197V196H81ZM70 198V197H69ZM85 198V197H84ZM133 198H135L134 199V204L132 203V199ZM82 199V198H81ZM105 199V198H104ZM74 200H75V198H74ZM78 201H79V199H77ZM87 200V199H86ZM85 200V201H86ZM111 200V199H110ZM137 200V201H136ZM73 201V200H72ZM76 201V200H75ZM74 201V202H75ZM82 201V200H81ZM88 201V200H87ZM77 202V201H76ZM82 202H84V201H82ZM73 203V202H72ZM88 203V202H87ZM82 204H84V203H81V205ZM112 204V203H111ZM119 204V205H118ZM76 206L78 205V204H75ZM89 205V204H88ZM112 205H114V204H112ZM85 206V205H84ZM78 207V206H77ZM112 207V206H111ZM70 208V207H69ZM74 208V207H73ZM113 208V210L115 209V207L113 206L112 207ZM90 209V208H89ZM73 210V209H72ZM76 210V209H75ZM75 210H74V212H75ZM117 210V209H116ZM115 210V211H116ZM139 210V211H138ZM229 208L227 207L225 210H224V215H223V217L226 219V220H224V222L226 223V225H229L228 226V228L229 229H231V227H232V229L234 228H236L235 230H237V224H235V223H232V222H230V215L229 214H231L230 212H229ZM68 212V211H67ZM113 212V211H112ZM111 212V213H112ZM117 212V211H116ZM115 212V213H116ZM117 212V213H118ZM130 212V213H129ZM48 213V212H47ZM72 213V212H71ZM110 213V212H109ZM111 213H110V215H111ZM127 213H128V215H127ZM142 213H144V217H143V215H142ZM75 214V213H74ZM55 215V214H54ZM70 215H72V214H70ZM76 215V214H75ZM89 215V214H88ZM113 215V214H112ZM102 216V215H101ZM128 216V217H129ZM132 216V215H131ZM59 218V217H58ZM134 218V217H133ZM132 218V219H133ZM48 219V218H47ZM127 219V218H126ZM125 219V220H126ZM124 220V219H123ZM47 221V220H46ZM136 221V220H135ZM232 221H234V220H232ZM262 221H263V219H262ZM261 221V222H262ZM129 222V221H128ZM127 221H126V223H128ZM133 222H134V220H133ZM234 222H236V221H234ZM224 223V224H225ZM135 224V223H134ZM264 224V223H263ZM128 225V224H127ZM135 225H137V224H135ZM1 226V225H0ZM225 226V225H224ZM14 226H10V228L8 227V229H5L1 234H0V264H5V263H9V264H25L24 262H26V261H24L23 259H25V260H27V261H29V264H39V260H38V257L39 256H43V255H41V254H39V253H37V252H30V253H25L24 252V250H22V249H20L21 247H20V242L22 241L21 240V238H19V236L17 235V233H14V228H13ZM64 227V226H63ZM107 227V226H106ZM155 227L156 228H160V229H162V230H164L165 232L164 233H159V231L157 232V231H155V230H157V229H155ZM127 229H129V228H127ZM228 229V230H229ZM239 229V228H238ZM45 230V229H44ZM97 233V232H96ZM56 236V235H55ZM21 237V236H20ZM257 237V236H256ZM243 238V237H242ZM256 239V238H255ZM259 239V238H258ZM98 240V241H99ZM28 241V240H27ZM259 241V240H258ZM22 248H23V246H22ZM30 249V248H29ZM50 249V248H49ZM31 250V249H30ZM118 250V249H117ZM116 250V251H117ZM27 251H28V249H27ZM119 251V250H118ZM39 252V251H38ZM253 252V251H252ZM49 254V253H48ZM20 257V258H19ZM98 257V258H99ZM126 257V256H125ZM137 257V256H136ZM21 258H22V260H21ZM45 258V257H44ZM101 259V260H102ZM126 259V258H125ZM242 259V258H241ZM24 261V262H23ZM86 260H83L82 262H80V264H87V262H85ZM94 261V260H93ZM114 261V260H113ZM79 262V261H78ZM91 262H92V260H91ZM91 262H88V263H91ZM41 263V262H40ZM112 263V262H111ZM92 264V263H91ZM113 264V263H112Z\"/></svg>",
	"mask_w": 264,
	"mask_h": 264
}]
</instances>
